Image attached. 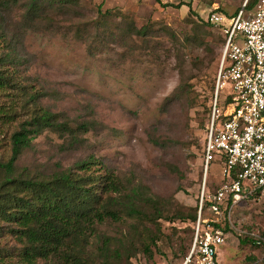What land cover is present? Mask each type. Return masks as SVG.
Wrapping results in <instances>:
<instances>
[{"label": "rangeland", "instance_id": "obj_1", "mask_svg": "<svg viewBox=\"0 0 264 264\" xmlns=\"http://www.w3.org/2000/svg\"><path fill=\"white\" fill-rule=\"evenodd\" d=\"M3 1L11 2L0 0V6ZM29 1L16 0L0 13L8 34L7 42L0 41V68L7 74L14 71L19 86H26L23 91L17 85L0 91V160L9 158L11 135L28 119L21 105L31 90H41L40 104L74 128L97 120L96 128L78 132L80 140L74 144L45 130L20 156L18 170L50 174L96 156L102 163L96 169L142 184L164 205L165 217L159 222L124 218L97 225L101 237H109L113 245L123 242L134 255L128 260L124 253L118 264H182L193 226L176 216L193 213L204 189L207 99L223 54L221 28L196 27L197 17L157 0L48 3L40 15L28 18ZM193 1L205 19L212 2L220 3L229 18L243 4L242 0ZM107 9L111 12L105 14ZM142 27L145 33H137ZM208 47L214 54H208ZM7 53L12 63L3 60ZM182 74L189 84L187 92L180 90ZM233 93L228 82L221 101ZM208 171L206 183L213 195L223 181L217 158ZM204 216L212 213L206 210ZM229 224L221 264H264V197L235 204ZM1 226L6 231L7 225ZM159 230L157 245L149 241V255L141 241ZM98 242L93 236L88 246L95 260ZM20 247L5 234L0 264H24Z\"/></svg>", "mask_w": 264, "mask_h": 264}, {"label": "trees", "instance_id": "obj_2", "mask_svg": "<svg viewBox=\"0 0 264 264\" xmlns=\"http://www.w3.org/2000/svg\"><path fill=\"white\" fill-rule=\"evenodd\" d=\"M163 4L161 0H157ZM259 0H246L243 2L244 9L251 11ZM12 2L3 1L0 6V13L3 9H8ZM72 0H30L28 3L27 16H38L42 8L48 3L67 4ZM186 4L187 11L191 16L198 18L196 27H215L209 20L202 18L192 6V1L188 3L180 2L166 3L164 6L181 7ZM212 5L214 2L211 3ZM237 9L235 15L239 12ZM111 12L110 9L105 14ZM212 12H223L221 7L211 8ZM201 18V19H199ZM33 21L35 18H30ZM199 30V29H196ZM145 28L138 29L137 33L144 34ZM196 41H199V34L195 31ZM7 30L0 22V41L7 42ZM190 38L187 37V40ZM222 47L225 39L222 35ZM214 54V49L208 47V54ZM10 53L4 55L3 60L11 62ZM214 60V57L210 59ZM12 63V62H11ZM0 64H3L0 63ZM11 65V64H10ZM181 65V63H180ZM182 68V67H181ZM6 69L0 68V91L6 88H16L19 86L15 78L14 71L7 74ZM183 83L180 86L181 92H187L189 84L185 75L182 74ZM217 74L211 81L210 96L207 99L208 124L211 119L213 103L215 100ZM20 90L26 86H19ZM221 91L218 94V107H224L229 98L221 101ZM43 92L39 89L28 92V98L22 103L23 113L27 112L28 119L22 121L18 129L11 135V152L9 158L0 160V241L5 234H11L21 247L18 255L24 264H118L124 253L128 260L133 254L123 242H111L109 237H101L97 230V225L108 219L120 221L124 218L135 220L145 224L146 221L159 222L164 218L163 203L150 193L142 184H132L131 181H124L120 176L106 170L96 169L95 165H101V161L94 155H89L85 159L77 161L72 167L55 170L50 174H32L30 171H19L18 160L20 156L33 146V141L45 130H53L62 138H67L69 143L79 142V131H88L96 128L99 124L97 120L84 121L74 128L68 121H62L59 114L40 104V96ZM11 116V115H7ZM157 142V139H154ZM223 176V174H222ZM226 177L223 176V180ZM209 188L206 183V190L203 201V217L205 211L209 209L211 200ZM259 193H253L248 199H258ZM199 197L198 206L193 213L184 216L178 214L176 218L190 220L193 226V235L183 262L187 258L195 231V224L198 220L200 208ZM232 205V199H228L221 206L222 218L214 222L215 228L227 233L231 229L228 214ZM198 207V209H197ZM1 223L7 225L3 231ZM152 231L148 239L141 241L144 252L152 254L151 244L157 245L160 238V230ZM93 236H97V250L99 259L95 260L88 252V246ZM260 244V242L258 243ZM1 251V248H0ZM3 254L0 253V256ZM42 261V263H41ZM182 262V264H183Z\"/></svg>", "mask_w": 264, "mask_h": 264}, {"label": "built area", "instance_id": "obj_3", "mask_svg": "<svg viewBox=\"0 0 264 264\" xmlns=\"http://www.w3.org/2000/svg\"><path fill=\"white\" fill-rule=\"evenodd\" d=\"M222 30L225 44L217 74L215 100L205 144V181L198 220L189 254L183 264H220L226 233L213 223L222 218V204L232 199L231 209L253 193L264 196V0L251 11L244 5L230 18L212 12L207 18ZM228 82L233 95L218 107V94ZM217 158L225 180L209 195L211 217H203L206 178Z\"/></svg>", "mask_w": 264, "mask_h": 264}, {"label": "crops", "instance_id": "obj_4", "mask_svg": "<svg viewBox=\"0 0 264 264\" xmlns=\"http://www.w3.org/2000/svg\"><path fill=\"white\" fill-rule=\"evenodd\" d=\"M162 2H165V3H175V4H178L180 2H184V3H188L189 1H192V4L195 8V5H194V1L193 0H161ZM243 2H245L246 0H242ZM213 8H217V7H221L220 6V3L218 4L216 1L214 2ZM189 7L186 5V4H183L181 7H180V10H182L183 12H186L188 11ZM226 12V11H225ZM229 13V12H228ZM231 13H229L230 15ZM220 264H221V261H220Z\"/></svg>", "mask_w": 264, "mask_h": 264}]
</instances>
